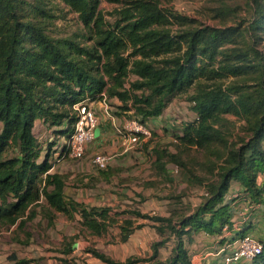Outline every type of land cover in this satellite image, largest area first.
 I'll return each instance as SVG.
<instances>
[{
	"label": "trees",
	"instance_id": "trees-1",
	"mask_svg": "<svg viewBox=\"0 0 264 264\" xmlns=\"http://www.w3.org/2000/svg\"><path fill=\"white\" fill-rule=\"evenodd\" d=\"M63 1L79 14L91 45L55 39L42 20L23 13L30 5L35 15L51 18L45 0L34 4L0 0V228L14 224L22 228L39 208L50 222L54 211L69 217L77 212L90 233L100 236L117 225L125 242L142 227L135 224V216L153 221L162 236L152 243V254L119 260L94 247L87 251L107 264H196L186 242L199 230L221 233L232 226L226 194L233 180L244 186L252 203L264 204V53L258 48L264 33V0H249L251 18L245 29L198 24L159 0H115L120 6L110 13L113 19L100 9L101 0ZM259 29L261 33L256 32ZM246 34L251 37L250 47L240 42ZM259 71L261 78L256 77L254 86L259 88L252 91L234 81L225 83ZM192 87L189 100L197 117L184 125L177 136L179 144L211 148L224 140L225 116L245 121L244 135L224 140L227 153L214 162L209 176L187 171L190 183L206 189L193 212L163 216L129 209L122 213L132 217L118 225L110 207L66 199V177L50 171V155L43 153L34 133L36 120L55 128L66 123L55 131L69 138L77 120L76 105L116 97L120 111L133 110L130 117L146 123ZM65 150L66 145L62 153ZM157 153L158 159L166 157L185 166L177 152ZM171 237L175 239L171 253L161 258L159 249ZM72 249L73 243L64 241L63 252ZM237 264H264V238L260 254Z\"/></svg>",
	"mask_w": 264,
	"mask_h": 264
},
{
	"label": "crops",
	"instance_id": "crops-1",
	"mask_svg": "<svg viewBox=\"0 0 264 264\" xmlns=\"http://www.w3.org/2000/svg\"><path fill=\"white\" fill-rule=\"evenodd\" d=\"M174 100L168 104L160 115L150 117L146 120V124L151 129L153 136L143 138L140 144L131 150H125L126 141L120 133V129H123L128 124L130 118H132L130 116H133V110L128 112L120 111L118 106L121 104V101L116 97L108 99L107 102L103 100L89 101L90 106L97 111L99 123L96 129V138L87 146L86 153L81 159L61 157L62 149L66 145L68 138L66 135L56 132L55 129L65 127L66 123L55 128L49 127L41 119L36 120L34 133L42 144L43 153L48 152L50 155L49 161L52 164L50 171L63 174L66 177L64 188L66 199L82 202L86 206L110 207V213L112 216H116L118 225L122 223L124 218L132 217L128 213H122V211L139 209L138 207L125 205L126 202L131 204L134 199H138V196H140L146 202L155 203L156 199L158 200L160 198L157 197L158 185L155 180L165 178L166 181L172 182L174 175L172 164L176 166V171L179 168L177 164L168 161L165 157L158 159L157 151L173 150L172 143L178 142L177 136L183 133L184 125L197 117L192 109L186 110L184 107L176 105ZM116 112L117 114H114ZM187 115L190 117L187 118ZM97 153L113 155L112 160L106 168H98L94 165L93 156ZM161 166H164L163 169H160ZM189 177L188 175L185 184H192L190 183ZM261 180L262 177L259 178V181ZM201 188L199 191L201 196L192 199L193 207L188 212H185L186 214L193 212L203 201L206 189L204 186ZM197 199L199 201L195 202ZM226 201L230 202L231 205L232 226H225L221 233H209L205 230H199L192 234L190 241L186 242L191 259L196 264H223V256L218 251L225 241L234 238L236 235L251 233L253 236L257 234V238L260 240L264 238V224L262 218L258 215L259 213L264 215L263 203H252L245 192L244 186L237 180L232 181L230 189L226 194ZM159 205L160 203L157 205L158 208L161 207ZM152 209H154L153 212L141 211L157 214L156 209ZM235 211L237 214H234ZM172 212H166V214L163 213L161 215L169 216ZM238 214H242V216H238ZM132 218L136 220V224L140 223L139 220L150 222L152 225L154 223L145 218H136L135 216ZM34 220H40L44 222L45 226L54 227L56 230L62 232L59 236H63V245L64 241H70V237L68 236L70 234L73 235L71 237H74L78 236L80 232H84L90 236L104 237L112 236L113 229H118L119 235L121 233V228L114 225L100 236L92 234L83 227L81 222L82 217L77 212L72 217H69L59 211H54L53 221L50 222L44 216L41 208H39ZM30 221L32 220L28 222ZM25 225L22 228H19L16 224L0 228V264L4 258L5 248L8 245L6 241L11 237L12 233H16L15 230L19 231ZM141 228L143 226L136 228L127 241L133 240ZM154 229L156 228L154 227ZM14 240L17 241V239ZM152 243L150 245L149 255L152 254ZM167 244L168 242L159 249L161 258L168 257L174 246L168 251L165 249ZM75 248L76 245L73 244V249L70 252H63L64 246L61 250L64 254L70 255ZM87 248L85 247L84 251L93 255L87 251ZM111 257L114 258L113 256ZM95 258L102 261L97 257ZM22 261L25 262L23 263ZM14 264L32 263L31 260L21 258ZM141 264L145 263L141 262Z\"/></svg>",
	"mask_w": 264,
	"mask_h": 264
},
{
	"label": "rangeland",
	"instance_id": "rangeland-1",
	"mask_svg": "<svg viewBox=\"0 0 264 264\" xmlns=\"http://www.w3.org/2000/svg\"><path fill=\"white\" fill-rule=\"evenodd\" d=\"M31 3H36L37 0H27ZM163 7L171 8L181 14L191 17L196 20L198 24L206 25H240L245 29L248 21L251 18L249 9V0H159ZM48 11L52 14L51 18L42 19L35 15L30 5L26 6L23 13L26 17L36 16V20H42L46 26L47 33L55 39L64 40L66 38L73 39L82 45H91L92 41L89 39L90 33L79 18V14L72 10L65 4L63 0H45ZM120 6L115 0H101L100 9L104 12L107 18L113 19L110 14L112 11ZM261 33L262 30L256 31ZM258 48L264 53V33H262ZM243 46H251L250 34L240 39ZM132 77H135L134 75ZM256 77L261 78L260 71L258 73H251L248 77L229 78L225 83L230 81L241 84L244 89L252 91L256 86ZM195 91L192 87L186 92L177 94L175 104L184 107L186 110L191 109L193 103L189 100V95ZM190 117L187 115V118ZM245 121L233 115L225 116L223 124L221 125L224 133V140H232L238 135H244ZM153 136V134L151 135ZM223 141H219L215 146L207 149H200L192 146H184L179 142L172 143V151L179 153V158L185 163V166H179L176 171V166L172 164L174 175L173 181L168 182L165 178L156 179L158 185V200L155 203L146 202L145 199L138 196L130 204L126 202L125 205L138 207L145 212H153L155 208L157 214H166L171 211L185 213L188 212L192 206V199L201 196L199 191L202 185L192 183L185 184L189 175L188 170H192L199 177H206L211 174V167L214 162L222 159L226 153L227 148ZM264 143V142H263ZM169 151V152H170ZM174 152V153H176ZM166 158V157H165ZM156 189V190H157ZM166 197V198H164ZM197 199L195 202H198ZM158 203H160L157 207ZM264 212V211H263ZM153 214V213H152ZM234 214H237L235 211ZM247 215V214H246ZM262 218L264 224V215L258 214ZM242 216V214H238ZM143 228L134 236L133 240L121 242L118 229H113L112 236L95 237L87 233L80 232L78 236L68 235L70 241L76 245V248L70 255L62 252L63 236H59V230L54 227L45 226L44 222L40 220H32L27 222L23 229L15 230L11 237L6 241L4 258L1 264H14L19 259L31 260L34 264H107L96 259L90 253L84 251L85 247H96L102 252L113 256L115 259L125 260L130 255L132 256H149L150 245L156 239H161L162 236L157 233L152 223L143 222L139 220ZM116 228V227H115ZM118 228V227H117ZM76 233H78L76 231ZM251 234V233H249ZM259 234V232H258ZM238 236V235H237ZM255 237H258L257 234ZM114 237V238H113ZM14 239H17L15 241ZM69 241V240H68ZM175 239L170 238L165 249L168 251L174 245ZM138 264H141L138 263Z\"/></svg>",
	"mask_w": 264,
	"mask_h": 264
},
{
	"label": "built area",
	"instance_id": "built-area-1",
	"mask_svg": "<svg viewBox=\"0 0 264 264\" xmlns=\"http://www.w3.org/2000/svg\"><path fill=\"white\" fill-rule=\"evenodd\" d=\"M76 110L77 120L72 134L67 139L66 150L61 154L62 158H83L87 146L96 138V129L99 123L97 111L86 101L76 105ZM120 133L126 141L125 150L136 148L143 138L152 135L148 125L135 118H130L128 124L120 129ZM112 158V154L97 153L93 156V163L98 168H106ZM262 250L263 242L247 233L225 241L218 253L223 256V264H237L251 261Z\"/></svg>",
	"mask_w": 264,
	"mask_h": 264
},
{
	"label": "water",
	"instance_id": "water-1",
	"mask_svg": "<svg viewBox=\"0 0 264 264\" xmlns=\"http://www.w3.org/2000/svg\"><path fill=\"white\" fill-rule=\"evenodd\" d=\"M263 242V240H261Z\"/></svg>",
	"mask_w": 264,
	"mask_h": 264
}]
</instances>
